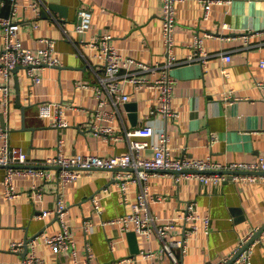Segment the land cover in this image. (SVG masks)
Returning a JSON list of instances; mask_svg holds the SVG:
<instances>
[{
    "label": "crops",
    "instance_id": "0c3cea01",
    "mask_svg": "<svg viewBox=\"0 0 264 264\" xmlns=\"http://www.w3.org/2000/svg\"><path fill=\"white\" fill-rule=\"evenodd\" d=\"M5 3L0 9V54L4 46L1 20L13 18L20 24V38L25 47L37 52L47 46L45 39L54 40L59 59L58 66L44 65L36 70L42 77L40 84H35L25 67L13 72L12 103L7 114L0 99V131L7 129L11 145L28 153L32 163L28 166L58 172L59 167L44 163L58 153L61 140L67 156L126 153L129 151L126 132L147 123L153 125L156 134L146 140L153 144L162 133H167L174 157L210 159L224 165L260 163L264 157V89L260 86L264 83L261 66L264 0L216 4L208 19L204 18L200 0H178L174 46L178 63L170 73L175 80L173 108L179 116L166 119L152 114L158 104V90L138 89L127 82V102L116 105L104 95L107 100L104 109L116 116L112 122L102 124H111L118 134H125L117 141H108L91 130L92 111L99 105L94 87L105 73L106 61L89 43L111 35L112 43L126 57L150 64L163 63L164 0H5ZM81 10L91 13V26L85 32L77 30ZM198 34L204 36L208 53L205 64L189 60ZM225 56H230L231 61H225ZM225 69L229 76L224 74ZM137 75L155 79L160 70L141 71ZM3 82L0 74V85ZM77 82L90 86L78 87ZM44 102L73 107L66 112L70 125L56 128L52 119L41 118L39 106ZM142 153L151 156L153 151L147 148ZM5 172L6 168L0 166V264H23L25 248L20 253L13 252V242L60 231L56 216L40 217L44 210L54 209L59 199L67 205L66 218L78 248V259L75 261L67 252L57 253L42 243L35 252L44 264H172L169 256L162 253V241L155 231L147 236L113 223L132 212L117 190L120 182L115 179L116 171L96 169L66 185L57 176L45 181L21 175L15 181L20 195L13 200L3 195ZM239 176L218 183L197 179L176 182L173 174L162 172L151 177V195L163 198L151 203L154 215L173 218L194 202L201 217L186 253L178 251L179 264L231 261L237 256L234 253L240 249L241 241L264 226V173H254L252 180L242 178L244 174ZM140 189L138 183L130 185L128 198L132 203L137 202ZM34 191L41 194L40 202L31 197ZM95 195L102 198L101 213L92 201ZM86 220L94 225L91 232L85 231ZM173 233L180 237L181 230ZM111 241L115 242L114 250ZM250 242L254 251L249 264H264V232ZM32 251L28 246V253ZM149 251L155 253L154 260L144 258L143 254ZM123 259L131 261L120 262Z\"/></svg>",
    "mask_w": 264,
    "mask_h": 264
},
{
    "label": "built area",
    "instance_id": "2783aa9c",
    "mask_svg": "<svg viewBox=\"0 0 264 264\" xmlns=\"http://www.w3.org/2000/svg\"><path fill=\"white\" fill-rule=\"evenodd\" d=\"M178 0H164L163 8V37L166 46L165 61L163 63L150 64L136 59L126 57L113 43L111 35H104L96 38L89 43L91 48L98 49L99 57L106 61L103 76H99V84L94 87L99 105L92 111L94 118L91 130L108 141H117L125 134H118L111 124L103 125L104 121L112 122L116 114L104 109L107 95L117 105L127 102L129 95L126 93V83H131L134 87L155 88L158 90L157 106L152 110L154 115H163L166 119H176L179 114L173 108V93L175 80L171 76V69L177 65L178 59L175 55V4ZM233 0H200L204 9V18L208 19L212 8L216 4L232 2ZM5 0H0V9L5 5ZM36 6L35 3H33ZM18 4H14V14L17 13ZM80 24L77 27L79 32L87 31L91 26V13L87 10L80 11ZM1 27L4 33V46L0 54V74L4 82L0 85V99L4 113L9 112L12 103V75L19 67H25L28 75L34 80L35 84L42 82V77L36 70L44 65L58 66L59 59L56 56V42L51 39H45L47 46L35 52L25 47L20 38V24L12 18L2 19ZM192 48L194 54L189 60H199L205 64L208 53L204 48V36L198 34L194 39ZM224 60L231 61L230 56H225ZM264 68V59L261 62ZM126 70V72H124ZM160 70V75L155 79H149L145 76L137 75V72H155ZM224 74L229 76L225 69ZM78 87L88 88L90 85L83 82H77ZM260 86L264 89V83ZM68 109H73L63 103L44 102L39 106V116L43 119H52L56 128H66L70 125L66 118ZM155 129L152 124L132 129L126 132V138L129 141V151L123 154L113 156H99L94 154L67 156L63 151L62 140L59 143L58 153L50 157L44 165L59 167L58 172L53 173L45 169L28 166V153L20 148L11 145L9 131L7 129L0 131L2 145L0 147V166L6 168L5 176L2 181L3 195L9 200H13L20 195L16 189L15 181L18 176L27 175L40 177L45 181H51L54 176L58 177L59 182L66 185L78 180L87 173L96 169L116 170V178L119 183L118 191L123 195L124 203L132 207V212L113 221L122 225L124 230L134 229L137 233L151 235L156 232L162 241V253L169 256L172 264H179L178 251L186 253L188 243L198 231V223L201 219L196 203L190 202L175 217L161 219L154 215L151 210V203L157 200H163L162 197H155L150 192V179L155 173H170L175 177L176 182L183 180L197 179L205 183H218L225 181L229 177L239 178V173L244 174L242 178L255 179L254 173H264V157L260 163H231L224 165L214 162L210 159H189L185 156L174 157L169 147V137L167 133L160 135L159 141L150 143L147 138L155 136ZM150 148L153 151L151 156L143 155V150ZM128 170H131L128 172ZM133 171V172H132ZM231 176H229V175ZM138 183L141 185L138 200L132 203L128 198L130 185ZM34 201H41V194L34 191L31 194ZM101 196L95 195L92 198L96 211L101 213ZM49 215L57 217L60 223V231L54 235L46 233L34 236L26 241H15L11 244L13 252L20 253L25 246H31L33 251L24 257L23 264H44L35 252L38 245L44 243L49 245L57 253H70L71 257L77 261L78 248L74 240L73 231L67 220V205L63 199H59L57 206L52 210H44L41 218L45 219ZM206 226L209 225V219L205 218ZM85 231L91 232L94 228L90 220L84 224ZM181 230L180 237L175 236L173 231ZM257 232V231H256ZM256 232L251 233L241 241L240 249L234 253L238 255L236 261L239 263H250L254 251V245L249 242ZM111 249H115V242H110ZM90 249V248H88ZM233 255V256H234ZM144 258L154 260L155 253L147 252L143 254ZM91 260V254L89 253ZM230 259H226L219 264H226ZM131 261L123 259L120 262Z\"/></svg>",
    "mask_w": 264,
    "mask_h": 264
},
{
    "label": "water",
    "instance_id": "95a60500",
    "mask_svg": "<svg viewBox=\"0 0 264 264\" xmlns=\"http://www.w3.org/2000/svg\"><path fill=\"white\" fill-rule=\"evenodd\" d=\"M18 69V68H17ZM16 69V70H17ZM15 70V71H16ZM120 169H116V170H113V171H118ZM264 232V226L255 234V236L253 237L252 241L250 243H252L255 239H257L258 237H260V235ZM131 233H134V232H131ZM133 235V234H132ZM29 240H27L26 242H28ZM28 254V244L25 246V252L23 254V257H25L26 255ZM238 257V255L236 257H234L233 259H231V261H229L228 263L226 264H233L235 261H236V258Z\"/></svg>",
    "mask_w": 264,
    "mask_h": 264
}]
</instances>
